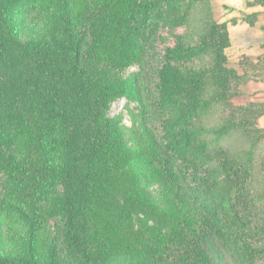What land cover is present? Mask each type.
<instances>
[{
	"label": "trees",
	"instance_id": "16d2710c",
	"mask_svg": "<svg viewBox=\"0 0 264 264\" xmlns=\"http://www.w3.org/2000/svg\"><path fill=\"white\" fill-rule=\"evenodd\" d=\"M198 1L134 0L115 22L113 37L138 63L134 48L144 39L155 34L159 42L168 43L154 83L156 136L163 151L150 160L177 193L184 194L185 182L225 186L247 258L251 264H264V184L257 180L262 170L255 161V134L264 132L257 125L264 103L234 107L230 102L238 93L231 91L236 73L227 65L224 50L230 40L224 26L213 24L196 42L189 41L187 31L178 33ZM113 2L102 0L95 10L98 17L90 30L94 42L104 34L101 20ZM44 10L52 40L22 41L18 30L25 16L41 17ZM90 10L87 0H0V147L11 148L0 159L2 208L23 231L19 250L0 253V264H68L67 252L77 264H102L83 235V215L92 184L121 171L130 149L117 122L100 120L110 80L81 67L88 33L77 21L89 18ZM157 30L166 34L159 37ZM205 55L210 60L203 64ZM134 78L139 80L141 73ZM217 105H222L224 118L206 125ZM235 135L246 147L226 144ZM130 194L134 208L137 203ZM43 213L52 223L39 250ZM219 234L217 224L208 220L194 227L175 219L166 235L153 232L147 256L174 264H216L208 242Z\"/></svg>",
	"mask_w": 264,
	"mask_h": 264
},
{
	"label": "rangeland",
	"instance_id": "374dc122",
	"mask_svg": "<svg viewBox=\"0 0 264 264\" xmlns=\"http://www.w3.org/2000/svg\"><path fill=\"white\" fill-rule=\"evenodd\" d=\"M87 2L91 7L90 17H81L77 21L88 33L82 45L81 67L92 75L110 80L111 89L99 112L100 120L117 122L121 140L130 149V156L121 171L106 175L91 186L89 206L82 220L83 235L91 252L102 260V264H174L147 256L149 244L155 239L153 232L158 230L166 235L175 219L194 227L202 220H208L220 229V234L208 242L216 264H251L238 237V223L226 187L194 186L185 182L184 194L177 193L176 186L168 184L150 160V157L160 158L163 151L156 136L159 120L154 111L157 95L154 83L162 48L168 43L159 42L152 34L134 48L140 63L129 58L126 46L113 37V26L126 15L134 0H114L101 20V33L104 34L99 42H94L90 30L95 24L91 21L96 23L98 14L95 10L102 0ZM194 6L186 25L178 33L187 31L189 41L196 42L209 33L213 24L224 26L230 40L224 50L227 65L236 73L231 91L238 93L230 98V102L234 107L264 103V0H200ZM79 10L80 6H77L75 12ZM42 13L41 17L33 13L25 16L24 24L18 30L22 41L49 43L52 40L53 35L47 29L48 18H45L48 10ZM157 34L161 37L166 32L157 30ZM209 60L205 55L202 62ZM137 72L141 73L139 80L134 78ZM221 106L217 105L211 111L206 125L222 121L225 113H220ZM257 125L264 129V115L258 118ZM255 135L259 136L255 161L262 170L257 180L264 184V132ZM226 144L238 149L246 147L245 141L240 142L237 135ZM10 152V147H0V159ZM3 191L4 180L0 174V218L5 217L0 220V253H15L19 250L18 238L22 237L19 234L23 231L13 214L2 208ZM130 193L137 203L134 208L129 203ZM48 223L52 220L43 213L36 242L39 250L46 241L44 231H49ZM66 260L68 264H77L68 252Z\"/></svg>",
	"mask_w": 264,
	"mask_h": 264
}]
</instances>
